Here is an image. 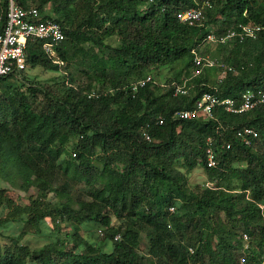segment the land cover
Instances as JSON below:
<instances>
[{
    "label": "trees",
    "instance_id": "1",
    "mask_svg": "<svg viewBox=\"0 0 264 264\" xmlns=\"http://www.w3.org/2000/svg\"><path fill=\"white\" fill-rule=\"evenodd\" d=\"M31 3L40 10L52 7L64 40L55 48L61 64L44 53L41 42L30 43L29 68L64 73L74 64L86 80L76 84L68 73L55 88L33 81L24 91L0 88V155L31 175L38 190L60 198L19 211L0 191L9 210L5 221L24 214L18 236L0 233L8 240L0 244V264H239L242 257L246 264H264L259 208L264 206V105L238 114L217 106L209 118L173 117L192 110L206 93L238 101L246 90L264 89V0ZM194 7H202L201 25L176 19L177 12ZM239 26L260 29L255 38L240 39ZM208 28L217 35L235 33L226 44L215 45L227 71L213 85L209 75L221 67H204L191 77L192 51L199 49ZM163 71H170V78L155 86ZM147 76L154 83L132 96L129 85ZM186 78L188 95L174 96L169 85ZM243 128L257 137L245 144L236 137ZM71 138L76 142L69 150ZM207 139L213 140L216 154L213 168L206 165ZM70 152L73 158H66ZM198 167L212 186L188 185V175ZM59 179L58 190L53 185ZM75 181L87 187L89 201L70 197L67 186ZM65 219L73 235L33 250L20 244L27 233L50 238ZM47 220L51 229L45 231ZM87 223L102 228L109 251L79 237L80 225ZM141 233L148 241L146 258L138 250Z\"/></svg>",
    "mask_w": 264,
    "mask_h": 264
},
{
    "label": "built area",
    "instance_id": "2",
    "mask_svg": "<svg viewBox=\"0 0 264 264\" xmlns=\"http://www.w3.org/2000/svg\"><path fill=\"white\" fill-rule=\"evenodd\" d=\"M6 2L3 13L0 15V81L10 76H18L29 68L27 58V48L30 43L41 42V48L44 53L53 59L54 63H60L55 48L64 40V33L61 26L54 20L53 16L48 14L45 9L40 10L32 5L31 0H27L26 5H19L15 0H0V5ZM176 19L187 26L201 25L203 20L202 7L187 8L176 13ZM241 28L240 39L243 36L255 38L259 27L239 26ZM235 36L234 31H230L224 35L215 34L212 29L208 28V33L202 40L199 49L192 51V72L191 77L200 73L204 67L222 68L218 80L221 79L227 68L217 60L209 56H201L199 51L205 44L216 45L226 44ZM202 46V47H201ZM184 79L181 83L173 82L169 87L173 90L174 96H186L189 91L186 87ZM154 83L150 76L132 82L129 85V92L134 96L141 88ZM259 105H264V89L246 90L237 101L232 98H219L214 94L206 93L198 100L192 110L178 111L173 117L179 119H192L198 117H211L213 109L217 106L221 107L228 113L238 114L254 109ZM157 123L162 125L163 120L158 119ZM145 140L150 141L147 133H143ZM236 137L245 144L249 143L250 138H256L257 133L251 128H243L236 132ZM206 149V165L213 168L217 164L216 154L211 147L212 139H207ZM230 145L226 144L225 148L229 149ZM264 217V206L259 205ZM172 211V209H170ZM243 241H247L248 237L243 234ZM247 242L245 243V248ZM192 253V250H189ZM187 264H193L190 261ZM239 264H246L244 258L239 260ZM263 264V263H261Z\"/></svg>",
    "mask_w": 264,
    "mask_h": 264
},
{
    "label": "rangeland",
    "instance_id": "3",
    "mask_svg": "<svg viewBox=\"0 0 264 264\" xmlns=\"http://www.w3.org/2000/svg\"><path fill=\"white\" fill-rule=\"evenodd\" d=\"M45 11L48 14L53 15L51 6H46ZM212 28L214 31L217 30L216 27ZM106 42H110L111 47H114L117 43L116 41L111 42V39H107ZM219 51L220 48L216 47L215 45L208 46L207 44H205L204 47L199 51V53L201 56H209L212 59L218 61V59H220ZM104 53L108 54L110 53V51L106 49L104 50ZM64 71L67 72L63 73V70L57 72L47 71L42 67L28 68L22 74L12 77L6 82L1 83L0 88L3 90V88L10 86L11 89L20 88L24 91L27 84L32 83V81L39 84H44L49 88H55V84L58 85L57 83H60L62 80H64L63 77H65L68 73L73 75L77 82L76 84L84 83L86 80V77L81 73L82 71L78 69L74 64H72L68 70ZM221 71L218 73L217 71H213L212 74L209 75L210 85H213L216 81H218V75L221 74ZM170 76V71H163V75L161 76V78H157L155 80V86H162L164 84L165 79L170 78ZM75 142V138H71L70 142L68 143L69 150L74 147ZM69 154V156L67 154L66 158H73V154L71 152ZM33 182L34 178L31 175L28 176L27 172H25V170H23L20 165L14 166L13 164L7 161L6 157L0 155V191H3L4 195L13 201L14 206L17 207L19 211L24 210L25 208L34 207L41 202H51L52 204H54L60 201V198H58L54 192H51L49 190L40 191L34 186ZM61 182L62 181H60V179L57 180L56 183H54L53 187L59 190V188L61 187ZM188 185L190 187H193L195 185H199L201 187L212 186L207 181L206 176L202 168L200 167L196 168L188 175ZM222 186H227V183L224 182ZM67 187L71 195L70 197L72 199L75 200L76 198L80 197V200L83 201L90 200L89 196L86 195L87 187L83 183H76L75 181L73 183H69ZM98 187L100 188L101 186L98 185ZM8 213L9 210L4 206L3 200L0 199V233L4 237L11 235L18 236L22 230L21 228L23 226L24 214H21L20 219L18 218L19 216H17L16 221L10 222L5 221ZM221 217L224 219L223 215H221ZM44 225L45 228L43 227V230L47 231L51 229V224L48 220L45 221ZM59 225L61 228L60 231L54 232V234L51 235L50 238L46 237L45 235L41 236L32 233H27L20 239V244L25 245L31 250H33L41 247L48 241L53 242L54 238L63 239L66 234H74L73 228L70 227L66 219L64 221L59 222ZM112 225H114L115 227L118 225L115 219H113ZM102 234L103 230L98 225H95L93 223L80 225L79 237L83 239L84 242L87 243V245H92L101 251L107 252L110 250V245L108 242H104V240L102 239L103 237L101 236ZM7 242V239H0V244H7ZM139 242V253L141 254V256H143V258H146V255L148 253V241L144 233H141L139 237ZM67 245L69 247L72 246V240H67ZM81 246L83 250L84 247L83 245Z\"/></svg>",
    "mask_w": 264,
    "mask_h": 264
},
{
    "label": "clouds",
    "instance_id": "4",
    "mask_svg": "<svg viewBox=\"0 0 264 264\" xmlns=\"http://www.w3.org/2000/svg\"><path fill=\"white\" fill-rule=\"evenodd\" d=\"M261 89V88H260Z\"/></svg>",
    "mask_w": 264,
    "mask_h": 264
}]
</instances>
